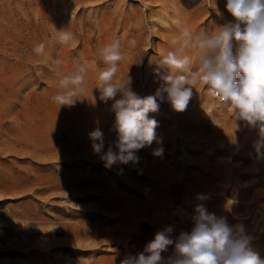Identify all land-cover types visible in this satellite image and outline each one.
I'll return each instance as SVG.
<instances>
[{
  "label": "rangeland",
  "instance_id": "obj_1",
  "mask_svg": "<svg viewBox=\"0 0 264 264\" xmlns=\"http://www.w3.org/2000/svg\"><path fill=\"white\" fill-rule=\"evenodd\" d=\"M226 3L0 0V264H121L158 231L171 227L174 240L190 232L197 204L242 225L264 256L259 129L243 121L236 128L231 109L205 85L193 86L183 112L158 101L149 116L161 143L139 150L136 164L106 168L88 135L98 127L105 151L117 135L114 101L95 88L101 48L118 40L117 79L129 75L136 94L154 95L163 84L157 63L176 47L179 28L214 32L233 19ZM60 30L74 34L70 46L58 43ZM40 43L47 59L33 51ZM77 62L89 66L84 91L74 106L58 108L57 82ZM157 147L162 156L153 155ZM173 253L169 246L162 255Z\"/></svg>",
  "mask_w": 264,
  "mask_h": 264
},
{
  "label": "clouds",
  "instance_id": "obj_2",
  "mask_svg": "<svg viewBox=\"0 0 264 264\" xmlns=\"http://www.w3.org/2000/svg\"><path fill=\"white\" fill-rule=\"evenodd\" d=\"M225 7L233 19L216 27L214 32L179 28L178 37L171 42L176 47L157 63V74L163 84L154 95L136 94L129 75L117 79L119 62L123 59L118 40L100 49L105 67L99 71L95 88L102 101H114L117 135L106 151L104 134L98 127L88 135L93 152L100 156L106 168L114 164H136L139 150L154 141L161 143L156 134L158 121L150 118L149 113L158 112V101L164 99L174 111H185L197 82L206 86L208 95L231 109L236 128V121H243L259 129L261 140L256 144V152L258 156L264 155L261 153L264 148V0H227ZM56 39L59 44L70 46L75 36L60 30ZM45 48L40 43L33 51L47 59ZM192 53L196 54L195 61ZM88 67L87 62H77L73 72L58 80L59 91L51 97L58 108L74 106L79 100ZM163 152V147H157L153 155L162 156ZM192 219L194 226L190 232H181L174 240L170 236L171 227L158 231L143 252L121 264H264V256L255 249L252 237L242 225L230 226L224 217L209 213L204 204L196 205ZM169 246H174V253L165 258L162 253Z\"/></svg>",
  "mask_w": 264,
  "mask_h": 264
}]
</instances>
